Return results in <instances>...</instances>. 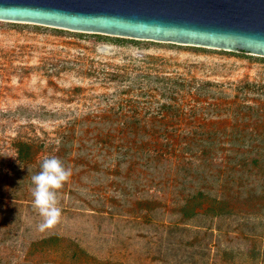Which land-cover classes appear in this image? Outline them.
I'll return each mask as SVG.
<instances>
[{
  "label": "rangeland",
  "instance_id": "374dc122",
  "mask_svg": "<svg viewBox=\"0 0 264 264\" xmlns=\"http://www.w3.org/2000/svg\"><path fill=\"white\" fill-rule=\"evenodd\" d=\"M144 71L214 84L209 88L224 94L215 101L218 114L195 120L221 128L233 125L241 103L256 102L237 88L264 84V57L0 21V264H264V172L220 185L219 204L196 200L200 186L182 185L175 172L111 162L107 144L120 133L110 125L133 118L135 108L137 118L149 119L148 101L160 100L121 77ZM189 100L188 108L206 107ZM75 120L84 144L58 190L60 222L41 232L34 187L24 177L31 171L13 143L42 144L37 158L46 157ZM254 127L264 132V118ZM185 200H192L188 209L204 201L207 211L187 219L179 212Z\"/></svg>",
  "mask_w": 264,
  "mask_h": 264
},
{
  "label": "trees",
  "instance_id": "16d2710c",
  "mask_svg": "<svg viewBox=\"0 0 264 264\" xmlns=\"http://www.w3.org/2000/svg\"><path fill=\"white\" fill-rule=\"evenodd\" d=\"M121 77L129 82V87L139 89L145 97H151L152 93L157 92L160 100L153 103L148 101L149 119L137 118L134 113L138 112V108H135L131 109L133 118L117 119L110 125L111 129L118 130L120 136L107 144L111 149L107 155L118 168L138 162L147 169H167L180 177L182 185L191 186L190 188L200 186L192 193L196 200L211 197L219 204L225 200L220 198V185L236 177L242 178L245 174L257 175L264 172V132H259L254 127L264 118V84L245 82L239 85L237 93L244 99L255 97L256 102L241 103L238 111L233 112V125L225 122L224 127L219 128L218 123L210 122L211 126H208L195 120L197 115L202 117L199 115L205 111L206 116L216 117L218 114H214L220 108L215 101L224 94L221 90L209 88L214 84L207 82L200 85L192 82L193 86L190 81L181 77L161 76L147 71L134 76L123 74ZM187 97L196 107H206L195 110L194 107L188 108L185 104ZM153 105L154 108L150 109ZM118 114L116 113V117ZM240 114L246 116L240 117ZM248 115L254 118V122L247 118ZM238 118L245 119L237 120ZM79 125L76 120L67 122L55 152L43 158H37L39 151L44 148L42 144L14 141L17 161L31 171L24 177H29L31 181V176L41 170L43 160L50 157L59 158L69 168L76 147L80 149L82 142L84 144V139L77 137L82 131L78 128ZM138 131H142L139 136L135 133ZM136 156H139L138 159H134ZM262 182L264 185L263 179ZM27 183L29 182L25 180L23 186H29ZM200 183H204L203 186ZM190 202L192 200H185L179 210L187 219L199 214V209L207 211L203 206L204 201L197 205L198 209L186 208L185 205ZM212 211L217 213L216 208ZM175 227L177 225L171 226Z\"/></svg>",
  "mask_w": 264,
  "mask_h": 264
},
{
  "label": "water",
  "instance_id": "95a60500",
  "mask_svg": "<svg viewBox=\"0 0 264 264\" xmlns=\"http://www.w3.org/2000/svg\"><path fill=\"white\" fill-rule=\"evenodd\" d=\"M0 21L264 57V0H0Z\"/></svg>",
  "mask_w": 264,
  "mask_h": 264
},
{
  "label": "clouds",
  "instance_id": "9594fccd",
  "mask_svg": "<svg viewBox=\"0 0 264 264\" xmlns=\"http://www.w3.org/2000/svg\"><path fill=\"white\" fill-rule=\"evenodd\" d=\"M71 169L66 168L57 157L43 160L41 170L31 176L33 207L42 217L38 230L43 232L60 222L62 211L58 206V190L71 177ZM18 183H21L19 181Z\"/></svg>",
  "mask_w": 264,
  "mask_h": 264
}]
</instances>
